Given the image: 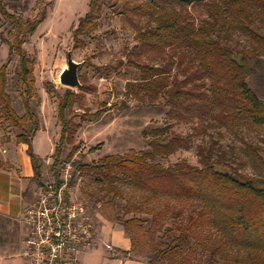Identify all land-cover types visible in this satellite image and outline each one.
Returning a JSON list of instances; mask_svg holds the SVG:
<instances>
[{"label": "trees", "instance_id": "1", "mask_svg": "<svg viewBox=\"0 0 264 264\" xmlns=\"http://www.w3.org/2000/svg\"><path fill=\"white\" fill-rule=\"evenodd\" d=\"M21 1L0 0V10L14 26L9 61L14 56L18 58L17 78L24 113L16 111L8 90V62L0 67V113L19 131L16 142L27 145L32 181L41 186L45 160L32 146L41 128L39 114L32 106L38 96L35 61L24 44L46 12L23 20L1 6ZM101 1L91 0L89 11L79 19L73 30L74 47H84L82 37L98 28ZM206 1L148 0L128 9L131 15L148 16L154 23L136 34L137 44L131 52L136 59L130 62L139 78L128 82L129 91L149 101L162 96L169 106L167 115L178 121L209 116L228 129L249 127L264 131V98L249 83L254 77L264 89V32L252 24L255 19L264 20V0H209L213 6L209 19L196 23L185 9ZM220 18L225 24H219ZM234 27L245 33L248 46L239 48L230 42L229 32ZM158 57H169L170 61L160 65L155 63ZM172 65L179 72L171 80ZM79 79L77 89L67 87L58 96L61 132L50 164L58 184L65 166L64 148L73 143L87 119L86 113L80 114L79 122L74 121V116L67 117L85 89L84 75L79 73ZM47 89L51 93L56 90L52 83H47ZM102 113L99 110L91 117L98 119ZM188 140L176 132L156 129L148 149L108 154L96 163H78L77 169L96 175L104 184L102 190L113 194L112 199L121 195L118 183H123V198L129 191L140 194L139 201H127L125 215L146 212L149 216H123L120 221L132 245L135 236L130 235V227L140 229L149 253L144 264H264V136L259 143L244 142L245 162L240 164L233 151L215 149V145L198 147L200 166L184 159L171 165L157 161L186 147ZM247 163L257 168V174L242 171L241 166ZM167 221H171L170 227ZM147 222L152 226L144 231L142 227Z\"/></svg>", "mask_w": 264, "mask_h": 264}, {"label": "rangeland", "instance_id": "2", "mask_svg": "<svg viewBox=\"0 0 264 264\" xmlns=\"http://www.w3.org/2000/svg\"><path fill=\"white\" fill-rule=\"evenodd\" d=\"M90 1L22 0L19 3L4 2L1 6L7 13L21 16L23 20L38 18L44 11L46 12L45 19L24 44L25 49L35 61L34 74L38 96L32 101V106L39 114L41 128L36 133L32 146L36 154L41 157L47 156L44 159V182L54 180L50 172V164L53 162L51 155L55 151L61 132L58 96L62 95L67 88L59 82V75L67 65L68 52L72 50L73 58L82 62L79 73L85 77V89L73 110L67 113V117L74 116V121L79 122L80 114L86 113L87 119L76 134L73 143L64 148L62 155L65 167L71 166V196L77 202L83 203L93 217L102 215L121 224L120 220L123 216L125 218H131L133 215L143 218L149 216L146 212H131L125 215L127 201H139L140 194L129 191L123 198V183H118L121 195L112 199L113 194L108 195L102 190L104 184L96 179V175L78 170V163L92 164L108 154H124L130 149H148L153 131L166 129L168 133L173 131L189 140L186 147L180 148L171 156L157 159L164 165H171L184 159L193 165L200 166L198 147L212 145H215V149L222 147L233 151L240 164L245 162L244 142L259 143L264 136V131L252 130L249 127L228 129L209 116L178 121L167 115L169 106L164 104L162 96L152 101H149L147 97L142 99L133 96L127 84L136 82L139 78V72L130 62L136 59V56L131 54L137 44L136 34L148 24L154 23L148 16L131 15L128 9L132 5L148 2V0H102L98 28L90 35L82 37L85 42L84 47H74L73 30L79 19L89 11ZM185 10L192 14L196 23H200L202 20L209 19L213 6L208 0L188 6ZM228 19L231 20L229 16ZM219 24H225L224 20L220 18ZM252 24L264 32V20L255 19ZM13 30L11 20L0 10V67L8 62V90L12 95L16 111L22 115L24 107L22 89L17 78L18 58L14 56L9 61V42L13 39ZM225 30L226 28L221 31L222 34H225ZM229 36L230 42L239 48L249 45L247 36L238 27L231 29ZM142 58L145 59L144 56ZM157 59L155 63L160 65L170 61L169 57ZM178 72L179 68L172 65L171 80ZM179 77L182 78L183 75L179 74ZM47 83L54 84L56 90L49 92ZM249 83L264 98V89L259 80L253 77L249 79ZM139 94L142 96V92ZM99 110L103 111L102 115L98 119L92 118L91 115ZM18 133L19 131L0 113V166L7 167L9 163L6 159L9 158L14 165H20L19 155L11 152L20 145L16 142ZM92 148L97 149L91 151ZM69 154L72 155L69 157ZM241 169L249 175L257 174V168L251 163L242 165ZM63 171L64 169L62 174ZM13 175L12 171L0 169V181L8 190H14L17 186ZM124 189L127 190V188ZM16 200V197L7 196L5 190L0 191L2 202L0 205H6V202L10 201L14 203ZM151 226L147 222L142 228L146 231ZM166 226L170 227L171 221H167ZM95 229L97 230V227ZM130 230V235L135 236L133 245L130 252H123V254L130 253V257L146 261L149 253L143 243L145 238H142V233L136 226L131 225ZM161 234L162 232L159 236ZM96 236H98L97 231ZM1 261L8 263L7 259L0 258Z\"/></svg>", "mask_w": 264, "mask_h": 264}, {"label": "built area", "instance_id": "3", "mask_svg": "<svg viewBox=\"0 0 264 264\" xmlns=\"http://www.w3.org/2000/svg\"><path fill=\"white\" fill-rule=\"evenodd\" d=\"M61 183L37 186L21 220L28 229L23 241L27 264H77L80 252L97 239L87 207L71 196V166H64ZM110 248V245H107Z\"/></svg>", "mask_w": 264, "mask_h": 264}, {"label": "crops", "instance_id": "4", "mask_svg": "<svg viewBox=\"0 0 264 264\" xmlns=\"http://www.w3.org/2000/svg\"><path fill=\"white\" fill-rule=\"evenodd\" d=\"M19 144L11 152L19 155L20 165H14L9 158L6 159L9 163L7 167L0 166L1 170L14 173L17 184L14 190H8L6 185L0 181V191L5 190L7 196L17 199L14 203L10 201L6 202V205H0V258L1 260L7 259V264H27L23 255V241L28 234V229L21 217L26 205L33 199L37 188L32 181L33 167L27 154L28 147L26 144ZM28 184L30 186H27ZM0 204H2L1 201ZM90 216L97 227L98 236L92 246L80 252L77 264H144L142 260L130 257V253L123 254V252L131 251L132 241L121 224L102 215L93 217L90 214ZM107 245L111 247L108 248ZM0 264L5 263L1 261Z\"/></svg>", "mask_w": 264, "mask_h": 264}, {"label": "water", "instance_id": "5", "mask_svg": "<svg viewBox=\"0 0 264 264\" xmlns=\"http://www.w3.org/2000/svg\"><path fill=\"white\" fill-rule=\"evenodd\" d=\"M82 62L76 61L72 56V50L68 52L67 65L59 75V82L68 88L76 89L81 85L79 79V68Z\"/></svg>", "mask_w": 264, "mask_h": 264}]
</instances>
